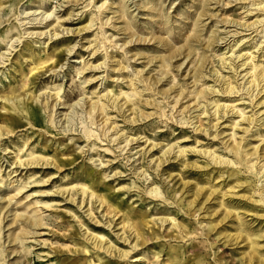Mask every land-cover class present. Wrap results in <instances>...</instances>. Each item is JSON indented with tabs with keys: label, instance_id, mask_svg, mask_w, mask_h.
<instances>
[{
	"label": "rangeland",
	"instance_id": "374dc122",
	"mask_svg": "<svg viewBox=\"0 0 264 264\" xmlns=\"http://www.w3.org/2000/svg\"><path fill=\"white\" fill-rule=\"evenodd\" d=\"M101 1L95 0L94 2L99 5ZM107 1L114 2L113 8L104 14L111 17L114 26L121 28V30L117 33L115 32L117 29L112 27L106 31V35L113 34V38H115L113 41H117V46L124 40L130 39L129 34H123L128 31L125 30L128 27L131 31H135L134 38L137 36L138 38H146L145 42L134 43V46L131 43V51L127 54L128 45H123L117 52L114 51L116 48H113L112 59L114 63H111L112 66L118 68V64L125 65L128 62L125 56L137 54L135 58H131L132 63L125 69L129 73H135L144 68L143 62L147 63L150 57L157 56V59H162L169 53L177 55L173 57L171 63H168V67H164L161 60L155 62V59L146 64L144 72L150 71L143 75L144 80L138 84V88L145 93L141 99H149L151 103L139 100V104L134 106L138 108V115L135 112L130 113L131 110H127L125 106H123V116L121 115L123 109L120 114L116 109H113L112 112L109 111L119 128L118 133H112L113 131L110 129L107 136L102 134V124L99 125V117H95L93 123L90 122L88 117L90 115L89 106L91 102L96 100L95 96L99 94V91L100 93L104 92V87L112 89L111 94L113 92L118 94L120 87L126 91L128 84L124 82L126 79L120 82L122 76L116 80L117 69L111 73L109 79L106 77L107 72H103V67L96 69V71L87 69L80 74L78 73L82 70L80 68L84 61L89 60V64L94 65L105 60L104 51L98 55L97 59L90 58L89 49L85 51L88 42L95 38L94 33L97 29L94 31L93 29L99 24L94 25L87 33L77 30L78 27L89 21L90 16H92L89 12L94 13L93 16L99 13L97 8L93 7L92 4L84 7L89 0H22L17 7H12L9 13L3 7L0 8V16L2 17L0 30H8L7 40L9 37H12L13 40L20 37V41H14V45L17 46L12 51L8 50V47H0V54L4 52L3 56L0 55V92L18 88L21 79L29 76V89H31L30 91L35 90L34 94L39 98V103H42L39 106L42 111L41 117L44 120L43 127L40 128L27 125L23 118L20 120L21 126L11 136L3 135L0 137V205H3L2 215L7 216L1 223L0 245L5 244L7 250L11 252L5 258V263L63 264L77 262L86 264L88 259H96L95 253H99L103 261L110 260L114 264L169 263L167 250L170 245L180 250L183 249L180 247L189 245L186 237L183 239L180 237L172 238L171 235H175V232L171 234V229L174 227L168 221L163 223L160 221V219L173 217L177 222L179 221L198 232L195 238L190 239V241L201 248L200 255L205 259V264H240V252L246 242L238 243L239 239L237 242L226 240V237H220V235L214 234V231L205 234L207 221L215 217L216 214L208 216L205 209L198 210L196 216H192L189 212L179 211L176 200L180 192L178 191L175 196L173 194L175 190L181 188L182 180L190 181L192 184L197 182L198 186H209V182L212 181L207 182L208 177H214L216 170L210 174L207 172L220 164H214L212 161L206 168L182 169L180 158L173 157L158 168L155 165V159L162 155V151L172 145L196 146L197 148L217 150L216 154L220 153L223 158L239 165L234 154L225 148L228 143L231 142L230 145H234L245 138L248 149L256 146L260 148L264 143V125H261L264 123V107L258 104L263 99L264 90L257 93L258 87H253L255 91L252 96L247 94L250 85L247 81L250 78L246 72L250 70L247 63L250 59H245L247 55L251 54L254 56V60H264V57H261L262 53L264 54V47L261 49L264 46V20L253 26L257 28V31H253V28L242 30L244 27H241L244 22L251 24L256 18L264 19V12L262 11L255 10L252 13L246 11L255 6L251 5L252 2L259 0H220L218 3L215 0ZM202 4L207 6L209 10H206L208 13L205 12L202 16L203 22L197 23L196 20L199 17ZM86 10L88 11L86 12ZM23 11L24 13H21ZM33 12L34 15H31ZM51 12L53 14L48 19L56 15L61 20H68L61 24L62 26L57 30L58 35L50 39L48 35L43 34L34 37V34L30 38V35L25 33L24 28L40 23H35L37 20L29 19L39 17L41 13L48 14ZM70 13L72 17L69 19ZM213 13L216 15H210ZM22 16H29V18H22ZM105 19L106 17L103 20ZM23 20L30 23L20 25V21ZM215 20H219V22ZM111 25H106L104 28L107 29ZM159 28L162 30H158ZM27 29L28 31L47 29L48 31L49 28L27 27ZM67 29L70 31L67 32ZM261 29L263 31H260ZM197 31H199V36L201 35V44L192 42L194 52L189 54L188 48L184 50V47L191 45L187 44V36L195 35ZM219 36L223 39L218 40L216 44H210L211 38ZM245 36L248 37L240 41ZM150 37L152 39L149 41ZM155 39L169 41L173 46L171 52L166 51L165 47H161L160 43H155ZM27 40L30 42L29 47L41 50L40 55L53 52L56 47L65 51L62 61L56 66L54 72L45 70H42L41 73L43 74L36 72L38 78L33 80L34 75L29 73L28 59L17 56L24 50ZM236 41L237 43H235ZM91 44L93 46L94 41ZM232 45L234 46L231 49ZM43 47L44 49H42ZM66 49H71V52H67ZM240 54L243 56L237 57ZM223 56L226 59L223 60ZM229 61L235 67L238 66L235 68L236 70L233 69ZM62 63L63 68L59 71ZM200 63H202L203 74L206 79L199 74L198 79L195 78V71L199 69ZM166 71H168V77L165 75ZM58 72L59 75L55 76ZM216 72L219 75L217 77L216 74L213 75ZM160 77L162 79L158 81L155 89V80ZM91 78V81L86 82ZM119 84L120 86H118ZM227 84L238 87V92H223V88ZM262 84L263 82L260 83V86ZM146 85L151 89H146ZM197 86H199L198 90L208 87L212 89L203 92L197 100L192 99L194 95L192 92ZM58 90H60L61 104L54 109L56 123L51 125L49 121L46 122V115L50 113L51 101ZM181 90L184 91L185 97L175 105L176 98L179 97L180 99L183 96L182 94L181 96L178 95ZM155 99L161 103L155 105ZM45 101L48 103L46 107H43ZM199 101L200 104L195 106V102L198 103ZM213 101H217L218 105L224 104L234 108L228 110V108L221 109L219 107L221 114L227 111L219 119L217 129L212 127V134L208 135L209 129L201 132L199 129L195 130V126L202 125L201 127L206 129L211 120V125L216 123L217 120L214 116L216 106H214ZM167 104L168 106H166ZM180 104L186 106L183 111L191 108L183 119L180 115V110H182ZM172 106H174L173 109ZM201 108L208 110V113L193 118L200 112ZM148 113L150 115L146 116ZM4 114H6L5 111L0 109L1 125ZM189 114H191L190 123H181L187 119ZM251 114L260 117L255 126L253 124L248 125V121L242 119L243 116ZM85 128L90 129L96 135L86 138L84 135ZM244 129H248V131L244 132ZM215 133L221 135L213 138ZM127 139L130 141L127 142ZM23 141L25 144L22 143ZM154 144L157 146H153ZM30 150L36 154L44 153L48 158L55 156L58 160V167L38 165L33 169H28L26 166H23V169L17 167L12 169V166L15 165L9 166L10 162L17 157L25 160V155ZM176 150L177 148H175ZM172 153L171 151L170 156ZM185 158L191 162L198 160L199 164L210 160V158H205L191 151L187 152ZM261 160L262 158L257 162L261 164L263 162ZM254 161L256 160H252V162ZM221 166L224 165L221 164ZM161 167L165 169L162 172L160 171ZM9 170L16 171L8 177L7 172ZM167 172L174 176L172 180L171 177H167ZM247 173L243 172V175L249 176ZM224 177L214 179L212 184L221 185L220 188L224 186V189H228L234 182L229 178L224 181ZM90 178L94 179L95 187L102 189L103 193L119 194L120 201H123L127 208L132 206L135 210L145 211L149 214L148 219L152 220L148 226L149 230H146L152 239L131 250L125 260L109 256V252L104 254L103 250L97 252L93 248L94 244H91L90 240L88 241L90 236L85 239L81 235L85 229H88L87 232L91 234L104 233L106 240L121 250H130V246L134 243L133 234L128 242L121 238L122 235L130 233L127 224L122 227V213L112 216L108 213L109 211L106 212V207L104 209L103 205L95 202L94 197L91 202L90 197L85 196L83 204L79 206L83 197L79 196L78 193L75 194L74 190L79 188L80 183L88 182ZM263 178L258 182V186L264 183ZM226 183L227 185H225ZM22 184H25L26 187L19 191L18 188ZM71 187L73 189L61 194L60 190ZM153 187H158L163 193L166 192L167 199L150 195L149 189ZM250 189L251 186L239 187L238 192L239 194L248 193ZM184 195L189 199L191 198L188 191H185ZM68 198L75 199V201ZM228 200H231L229 204H234L246 229L261 235L257 242L260 251L264 254V216L259 217L252 214L253 210L258 214H264V205H255L242 197H231L226 202ZM10 201L11 203L8 204ZM45 202L52 205L48 206ZM90 203H93L94 220L87 215L88 211H86L90 208ZM215 203L213 200L210 203L205 202L206 208L208 206H211L210 209L218 208ZM97 205L98 210H96ZM195 205L196 202L192 207L198 209L199 206ZM249 210L252 211L248 212ZM19 215L23 216L18 217ZM26 217L40 219L43 224L37 226L36 229L28 227L23 220ZM109 219L112 220L111 225L106 222ZM230 220L232 219L227 218L224 221L227 223L224 226L220 224L217 228L220 229L223 226L228 230L227 232H237L236 220L233 219L235 222H230ZM28 230L35 232L26 235L25 241L29 242L27 243L29 249L27 245L22 248L15 241L8 243L12 233L25 235V231ZM105 238L102 242L105 241ZM210 240L215 242L212 248L209 247ZM83 246H87L89 250L87 253H81ZM78 248L79 250L75 252L74 250ZM188 256L190 254L187 252L186 258H189ZM136 258L138 260L134 261ZM217 258L219 260H216Z\"/></svg>",
	"mask_w": 264,
	"mask_h": 264
},
{
	"label": "bare ground",
	"instance_id": "6f19581e",
	"mask_svg": "<svg viewBox=\"0 0 264 264\" xmlns=\"http://www.w3.org/2000/svg\"><path fill=\"white\" fill-rule=\"evenodd\" d=\"M20 1H22V0H4V1L0 0V8L3 7V9H6V11L9 13L11 11V8L17 7ZM94 1L95 0H89V2L84 7H87L88 5L92 4L93 7L97 8V11L99 13L96 16H93L94 13L89 12L92 15V16H90L89 21L86 22L84 25L78 27L77 30H78V32L79 31L80 32L85 31L84 33H87V32H90V29L94 25L99 24L98 27L93 29V31L95 29H97V31L94 33L95 38L93 40H91V42L94 41L93 46H92L91 42H88L89 44L86 46L85 51H88L87 49H89L88 52H90L89 54H91L90 58H94V59H97L98 55L102 51H104L103 55L105 57V60L100 64H94V65H92L91 63L89 64V60L84 61L82 64V67L80 68V70L81 69L82 70L78 71V73L80 74L87 69H89V71H96V69L103 67L104 68L103 72H107L106 77H107V79H109V77L111 76V73H114V71L117 69L116 73L118 74V76H117L116 80H118L120 78V76H122L120 82H123V80L126 79L124 82H127V84H128L127 90L125 91V90H123L122 87H120L118 94H116L114 92L111 94L112 89H109V88L107 89L104 87L103 88L104 92L100 93V91H99L98 92L99 94L95 96L96 100L91 102V104L89 106L90 115L88 117L91 120L90 122H92L95 119V117H99V119H98V121H100L99 125L102 124V126H101L102 134L104 136H107L110 129L113 131L112 133H118L117 130L119 128V125L116 123L115 119L112 116H110L109 111L112 112V111H114L113 109H116L118 114H120L122 112L123 106H125L127 108V110H131L130 113L135 112L136 115H138V112H137L138 108H136L134 106H137V104H139V100H142L141 97L145 94L141 90H139L138 84L140 82H143V80H144L142 78L143 75L145 73H148V71H150V70H146L144 72V70H145L144 68H145L146 64L152 62L153 59H155L154 60L155 62L158 60H161L162 65L164 67H168V63H171L173 57L177 56V55H172L171 53H169L168 55L163 56L162 59H157L158 58L157 56H155L154 58L150 57L147 63L143 62V64H142V66L144 67L143 69L138 70L135 73H133V72L129 73L125 69L132 63L131 58L132 57L135 58V56L137 55V54L136 55L133 54V55L128 56V57L125 56V58H127L126 60L128 61V62H126L125 65L124 64L123 65L118 64L119 67L115 68L111 64V63H114V60L112 59L113 58V55H112L113 54L112 53L113 48H116V50H114V51L117 52L119 50V48L123 47V45H128L127 50H126V54H127L131 51V48H130L131 43H133L132 46H134L137 42H139V43L141 41L145 42L146 38H141V37L138 38V36L134 38V35H135L134 32L135 31H131L130 27H128L125 29L128 31L126 33L124 32L123 34H129L130 39L128 41L124 40L123 43H121L120 45L117 46V44H118L117 41H113V39H115V38H113V34L106 35V31L108 29L114 27L115 29H117V31H115V32L118 33V31H120L121 28L114 26V23L111 22V19H110L111 17H107V15L104 14L107 10H109L110 8H113L114 2L102 0L99 5H96ZM215 2L218 3V2H220V0H215ZM251 5L252 6L255 5V6L252 8H248L246 10V11H248V13H252L255 10L264 12V0L254 1L251 3ZM200 9H201V11H200L199 17L196 20L197 23L203 22L202 16L205 14V12L208 13V11H206V10H209L208 7L204 6L203 4L200 6ZM34 11H36V10H34ZM87 11L88 10H86V12ZM13 13H15V12H13ZM21 13H24V11ZM21 13H19V14H21ZM26 13H28V12H26ZM45 14L46 13H41V15L39 17L29 19V20H37L35 23H40V24L35 25V26H26L24 28L25 33L30 35V38L33 37L34 34H35L34 37H39L40 35L44 34V35H48V38L51 39L53 36L58 35L59 32L57 30H59V28L62 26L61 24L68 21L67 19L61 20L60 17L56 16V15H53V17L51 19H48L50 16H52L53 12L48 13L46 15ZM31 15H34V12ZM71 15L72 14L70 13L69 17H68L69 19L72 17ZM210 15L214 16L216 14L213 13ZM23 17L29 18V16H22V18ZM104 17H106L105 20H103ZM118 18H119V16H118ZM116 20H117V18H116ZM263 20L264 19H257L256 18L254 20V22L251 24H246V22H244L241 24V27H244V28H242V30H246V28H248V30L253 28V31H257V28H255L253 26H255L257 23H259ZM215 21L219 22V20H215ZM1 23H2V17L0 16V24ZM27 23H30V22L29 21L25 22L24 20L20 21V25H26ZM232 23H234V22H232ZM41 24H43V25H41ZM106 25H111V26H109V27H107V29H105L104 26H106ZM27 27L28 28L29 27H41V28H49V29H48V31H47V29L41 30V31H28ZM262 29L260 31H263ZM158 30H162V29L159 28ZM69 31L70 30L67 29V32H69ZM8 34H9L8 30H4V31L0 30V47L1 46L8 47V50L10 49V51H12V49H14L17 46V45H14V41H20V37H16V38H14V40L12 39V37H9V40H7ZM246 37H248V36H245V38L243 37L242 39H240V41L245 40ZM151 39H152V37L149 38V41ZM221 39H223V38H221L219 36V37H213L209 41H210V44H216L218 42V40H221ZM186 40H187V44L189 45L192 42H196L197 44H201L202 39H201V35L199 36V31H197V32H195V35H188ZM156 42L160 43L161 47H165L164 49L166 51L171 52L173 46L169 41L164 40V39H157V40L155 39V43ZM235 43H237V41ZM29 45H30L29 40L25 41L24 50L22 52H20L17 56L28 59V65L30 66L29 67V73L34 75L33 80L35 81V79L38 78L37 77L38 73L36 74V72L41 73L42 70L54 72L56 70L55 69L56 66L62 61L63 53L65 51L59 50V48L56 47L53 52H49V53L46 52L45 54L40 55V51H41L40 49L35 50L34 47H29ZM255 45H257V44H255ZM233 46L234 45L231 46V49ZM44 47L42 49H44ZM259 47H261V46H259ZM263 47L264 46H262L261 49H263ZM109 48H110V50H109ZM186 48H188L189 54L194 52V47H192V44L189 47H184V50ZM231 49H229V50H231ZM66 50L69 53L71 52V49H66ZM58 51L60 53H56ZM3 54H4V52H2L0 55L3 56ZM241 56H243V55L240 54L237 57H241ZM261 57H264L263 53H262ZM222 58H223V60L226 59V57H224V56ZM203 59H204V57L201 59V62L203 61ZM245 59H250L249 62H247L249 64L250 70H248L246 72V74H249L248 77L250 79L247 81V83H250L249 87H251V89H249V87H248L247 94L252 96L253 92L255 91V89H253V87H256V88L258 87L257 93L260 90H264V60H254V56H251V54L247 55L245 57ZM49 62H51V63H49ZM229 63L231 64L230 61H229ZM232 66H233L234 70H236L235 68L238 67V66L235 67V65H232ZM62 68H63V63L60 65L59 71H61ZM203 71H204V69H202V63H200L199 69H197L195 71L196 72L195 78L198 79V74L201 77H204ZM41 74H43V73H41ZM167 74H168V71L165 72L166 76H167ZM215 74H216V77L219 76V75H217V72L214 73L213 75H215ZM56 75H59V72L57 74H55V76ZM131 75L132 76L134 75V76L128 79L127 77L131 76ZM28 78H29V76H28ZM28 78H25V77L22 78L21 84L18 88L0 92V100H1L0 101V109L4 110L6 113L3 115L2 119H1L3 124L2 125L0 124V137L3 135L11 136L12 133L18 127L21 126L20 120H22L23 118L26 120L27 125L37 126L40 128L43 127L44 120L41 117L42 111H41V108L39 106L42 103H39V98L34 94L35 90L30 91L31 89H29L30 86H28V82H29ZM161 79H162V77H160L158 80H155V89L157 87L158 81H160ZM166 79L167 78L165 77V80ZM204 79H206V78L204 77ZM91 80H92V78L89 80H86V82L91 81ZM262 82H263V84L260 86V83H262ZM118 86H120V84ZM146 86H147L146 89H151V87H149L148 85H146ZM199 86H197V88L192 92L194 94L192 99L197 100L198 98H200L202 96L203 92H207V90L212 89V88L208 87V88H203V89L198 90ZM105 90H106V92H105ZM223 92L237 93L238 87L230 86L229 84H227L226 87L223 88ZM181 94L182 95L184 94L183 90H181L178 93L179 96H181ZM134 97H136V98H134ZM184 97H185V95H183L182 98H180V99H179V97L176 98L175 105L178 102H180ZM60 99H61L60 90H58L54 94V98L51 101L50 109H49L50 113H48V115H46L47 116L46 122L49 121L51 125L56 123L55 122L54 109L59 104H61ZM110 100H111V102H109ZM142 101H145L146 103H151V100H149V99H146V100L144 99ZM213 102L215 103L214 106H216V109L214 110V112H215L214 116H215V119L217 120L216 123L211 125V121H212L211 120L209 122V125H208L209 127L206 129H205V127L202 128L201 127L202 125L195 126V130L199 129L201 132L202 131H208L207 129H209L210 132L207 133L208 135L212 134L211 133L212 127H215V128L217 127L219 119L222 118L225 115L224 112L227 111L226 110L221 114L219 111V107L221 109H223V108L227 109L228 108V110H233V108H234V107H232V108L228 107L229 105H224V104L218 105L216 103L217 101H213ZM47 103H48V101H45L43 107H46ZM156 103H161V102L157 101L155 99V105H156ZM198 104H200V101L198 103L195 102V106H198ZM258 104H261L262 107H264V96H263V99L258 102ZM158 106H160V105H158ZM166 106H168V104ZM179 106L182 107V110H180V112H181L180 115L182 116V119H183L187 115L186 113L191 108H189L186 111H183V109H185L186 106H184L183 104H180ZM173 107L174 106H172V109H173ZM141 113L144 114L143 112H141ZM141 113H140V115H141ZM203 113H208V110H206V109L204 110L201 108L200 112L198 114H196L195 116H193V118H197V117H199L200 114H203ZM241 113H242V111H241ZM123 114H124V109H123V112L121 115L123 116ZM147 115H150V113L146 114V116ZM166 115L168 116V114H166ZM190 117H191V114H189L188 117H186L187 119L181 123H183V124L190 123V121H189ZM257 117H255V115L251 114L249 116H243L242 119H246L248 121V125L253 124V126H255L256 122H258L259 118H260L259 116H257ZM132 118L134 119V121H136L134 117H132ZM98 121H96V122H98ZM261 125H264V123ZM246 131H248V129H244V132H246ZM84 135L86 136V138H91L92 136H94L96 134L94 132H92L90 129L85 128ZM219 135H221V134L215 133L213 135V138H216ZM126 141L128 142L130 140L127 139ZM22 143L25 144L24 141ZM230 143H228L225 146V148L228 149L229 152H232V154H234V156L237 158L238 164L242 165V166L237 165L235 162H232L229 159L223 158V155H221L220 153L216 154L217 150H212V149H208V148H197L196 146H191V147L188 146L187 147V146H181V145H172L169 148L162 151V155L155 159V165L158 168H160V166H162V164H164L166 161H169L173 157L174 158H177V157L180 158L182 169L193 168V167L194 168H206L207 165H209V163H212V161L214 164H220L218 167L215 166L214 169H211V171L207 172V174H210L211 172L216 170V175L214 177H208L207 182L212 181V182H209V186H207V185L198 186L197 182L192 184V183H190V181H183L182 180V183L180 184L181 188H178L173 193L175 196L178 193V191L180 192V195H179L178 199L176 200V202H178V210L184 211L186 213L189 212V214H191L192 216H196L197 215L196 212L198 210H201V209L202 210L205 209L208 216H213L216 214L215 217H213L207 221V232L205 234H208L210 231H214V234H218V235H220V237H226V240H235V242H237L239 239L238 243H240L241 241H245L246 244L243 247L242 251L240 252L241 253L240 258H239L240 264H264V254L260 251L259 245L257 242V239L261 235H259L257 233L249 232L248 229H246V227L244 226V222L242 221V218L240 217V215H239L237 209L235 208L234 204H229L231 200H228V202H226V200L231 198V197H242V198L248 199L249 201H251L255 205H261V206L264 205V183H261V185L258 186V182H260V179L264 177V147H263L264 143L260 146V148H258V146H256V147H252L253 149L252 148H250V149L246 148V147H248V143L245 142V138H242L240 140V142H237L234 145L233 144L230 145ZM153 146H157V144H154ZM175 148H177L176 151H175ZM3 149L6 150L5 148H3ZM171 151L173 153L170 156ZM189 151L194 152L198 155L200 154L205 158H208V159L210 158V160L203 162V164H199L198 160H194L192 162L188 161L187 160L188 158H185V156H187V152H189ZM25 156H26L25 160H22L21 157H17L16 159H13L10 162L9 166L14 164L15 166H12V169L16 168V167L23 169V166H26V168H28V169H33V168L37 167L38 165L39 166L53 165V166H56V168L58 167V164H57L58 160L55 156H51V158H48L47 155L44 153H37L36 154V152L31 151V150ZM252 156H255V157L252 158ZM261 158H262L261 161H263V162L260 164V162H257V161ZM254 159L256 161L252 162V160H254ZM230 163H232V164L229 166ZM221 164L224 166H221ZM163 170H165L164 167H161L160 171L162 172ZM14 171H16V170H9L7 172V176L8 177L11 176V173ZM0 172H1V169H0ZM243 172H248L247 175H249V176L243 175ZM14 175H16V174H14ZM89 176H91V174H89ZM167 177H171V180H172L174 176H172L169 172H167ZM223 177L225 179L224 181H226L227 178H229V180L232 179L231 181H233L234 184L231 185L228 189L227 188L224 189L223 188L224 186L220 188L221 185L216 186V184H212L214 179L223 178ZM262 181L264 182V178L262 179ZM225 185H227V183ZM249 186H251V189L248 191V193H240L239 194V192H238L239 187L246 188ZM24 187H26V185L22 184V186H20L18 188V190L20 191ZM71 189H73V187H71L70 189L66 188V189L60 190V192H61V194H64L67 190L69 191ZM74 191H75V194L78 193L79 196L83 197L81 204L79 206H81L83 204L85 196L87 198L90 197L91 202H92V198L94 197L95 202H98L99 205H103L104 209L106 207V212L109 211L108 213L112 214V216H115L118 213H122V216H123V219L121 221L122 227H124V225L127 224V228H129V230H130L129 234L121 236V238L124 241L128 242L131 235L133 234L132 240H134V243L130 246V250H121L119 248H116L114 245L110 244L106 240L104 233L91 234V233L87 232L88 229H85L81 235L84 236L85 239H87V237L90 236L88 238V241L90 240V243L94 244L93 248L96 249L97 252H100V250H103L104 254H107L109 252V256H113V257H117V258L125 260V258H128L131 250H134L135 248L139 247L140 244H143V243L147 242L149 239H152V237L149 236V233L146 231V230H149L148 226H149L150 222L152 221V220L148 219L149 214H147L145 211L143 212L141 210H135V208H133L132 206L127 208V206L124 205V202L120 201L119 194H108V193L105 194V193H103L102 189H100L99 187H95V181L93 178H90L88 182L80 183L79 188H77ZM149 191H150V195H153L154 197H160L161 196L165 200L167 199L166 192L163 193V191L160 190L158 187L150 188ZM185 191L190 192V196H189V197H191L190 199L184 195ZM69 200L75 201V199H71V198ZM212 200L214 202H216L215 205L218 206V208L210 209L211 206H208L206 208L205 202L210 203ZM195 202H196L195 206H199L198 209H194L195 207H192L195 204ZM10 203H11V201L8 204H10ZM45 204L46 205L48 204V206L52 205L48 202H45ZM92 206H93V203H90V208L86 209V211H88L87 215H89V217L94 220L95 218L93 216ZM96 210H98V205L96 206ZM2 211H3V205H0V236H1V229H2L1 223L4 221L5 217L7 218V216L5 214L2 215ZM250 211H252V210H249L248 212H250ZM6 212H4V213H6ZM252 214L254 216H259V217L264 216V214H258L254 210H253ZM22 216L23 215H19L18 217H22ZM227 218L232 219V220H230V222L231 221L235 222V221H233V219L236 220L237 232H234V233L227 232L228 230L225 227H223L227 223V222H224ZM23 220L26 223V226L32 227L34 229H36L37 226H40L43 224L40 221V219H36L33 217H26ZM160 221L162 223L165 221H168V223H170L172 225V227H174L173 229H171V234L175 232V235H173V234L171 235L172 238L176 239L177 237H180L181 239H183L184 237H186V238H188L187 241L189 242L188 246L180 247L181 249L183 248L182 250H180L179 248H177L173 245H170L168 250H167V252L169 254L170 261H169V263H164V264H205L206 263L203 256L200 255L201 248L199 247V245L190 241V239L195 238V235H197L196 233H198L197 231H194L193 229L189 228L185 224L180 223L179 221L177 222L173 217H170L169 219H160ZM95 222H98V221L95 220ZM106 222L108 225H111L112 220L109 219ZM220 224L221 225L223 224V226L219 229V228H217V226H219ZM30 233L34 234L35 232L34 231L31 232L28 230V231H25V235H17V234L12 233L10 235V240L8 241V243L10 241H15L16 244L17 245L20 244V246L22 248L26 247V245H27V247L29 249V245L27 244L29 242H26L25 239L27 238L26 235L30 234ZM8 237H9V234H8ZM104 238H105V241L102 242ZM85 241L87 242V240H85ZM131 241L129 242L130 244H131ZM214 243L215 242H213V240H210L209 241V247L212 248ZM78 250H79V248L75 249L74 251L76 252ZM88 251L89 250H88L87 246H83L81 249V253H87ZM187 252L190 254V256H188L189 258H186ZM10 253L11 252H9L7 250V246H5V244L0 245V264H8V263H5V258ZM195 257H196V259H195ZM95 258L96 259H88L86 261V264H114V262H112L110 260L103 261L101 255L99 253H95ZM137 260H138L137 258L134 259V261H137ZM216 260H219V259L217 258ZM76 263H63V264H76ZM77 264H81V263H77ZM224 264H226V263H224Z\"/></svg>",
	"mask_w": 264,
	"mask_h": 264
}]
</instances>
